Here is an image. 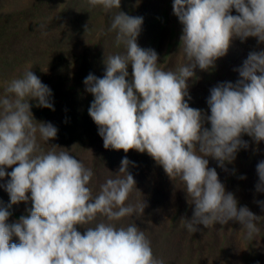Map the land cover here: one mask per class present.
<instances>
[{"label":"clouds","instance_id":"1","mask_svg":"<svg viewBox=\"0 0 264 264\" xmlns=\"http://www.w3.org/2000/svg\"><path fill=\"white\" fill-rule=\"evenodd\" d=\"M87 3L105 12L121 6V0ZM172 8L183 25L180 46L188 63L175 71L163 70L156 51L137 43L143 18L119 10L108 31L116 33L115 43L123 44L125 52L105 58L102 78L91 73L85 78L86 90L94 97L88 114L105 149L146 152L172 181L179 178L184 183L188 202L194 205L191 220L183 219L189 232L198 231L196 225L210 229L234 221L252 240L260 233L261 217L247 206L238 207L206 157L224 168L240 148L248 147L243 134L257 144L264 141V49L249 53L239 69L242 79L210 89V115L190 107L185 97L191 98L187 81L196 78L194 69L214 68L233 37L241 42L253 37L258 45L264 44V0H174ZM51 96V89L27 70L11 80L0 97V178L10 177V204L0 206V264H164L136 224L113 223L146 207L145 202L125 204L137 189L126 156L115 178L107 179L93 196L88 187L91 168L68 151L41 149L37 134L47 143L57 137L58 129L50 122H37L29 100L54 110ZM205 121L210 128L204 127ZM6 167L12 171L6 172ZM256 171V190L264 192V160ZM20 202L31 203L27 215L8 223L9 209ZM97 214L107 222L83 227ZM13 237L19 243L12 242Z\"/></svg>","mask_w":264,"mask_h":264},{"label":"rangeland","instance_id":"2","mask_svg":"<svg viewBox=\"0 0 264 264\" xmlns=\"http://www.w3.org/2000/svg\"><path fill=\"white\" fill-rule=\"evenodd\" d=\"M173 3L174 0H121L120 9L114 8L110 12H105L99 6L90 8L87 0H0V27L6 30L16 29L21 32L20 42L16 43V45L13 43L10 45L6 43L4 45V42L0 38V97L5 95V88L11 80L21 78L27 70L38 71L33 73L43 75L40 80L50 89L54 86L57 97L54 100L50 97L54 110L50 109V113H45V116L37 115L33 118L37 122H50L56 128L64 124L74 126L72 129L68 128V130L61 131L59 129L57 137L49 140L47 143L41 140L39 134H37L38 143L44 152H47L45 145L52 151V145L57 143V141H62L67 146V149L73 148V152L70 155L82 161L85 167L88 168L94 166L96 163L98 167H105L107 165L116 166L125 156L127 159H130L128 157L129 153H125L123 150L111 149L106 152L101 149L103 139L98 134V127L92 125L93 120L88 114L89 107L94 99L91 97L92 94L90 95L86 88H81L79 81L74 86L76 79L70 78L66 80L65 76L62 77L64 70L71 68L74 71L75 65H77L75 64L76 61L72 60L71 57L67 60L65 59L64 63L61 64V68H59V71H62V73H54L64 80V83L60 84L64 85L63 87L58 84L55 86V80L51 81V75L43 74L48 70L46 69V61L48 60H44L42 49L45 48V43L48 38L69 36L70 27L73 25L77 26L75 32L71 34L73 38L76 37L77 42L72 45H75L76 51H81L89 46L93 57H88V62L95 66L98 77L102 78L106 70V66L102 63L103 60L110 55L121 53L119 52L121 48L115 43L116 34L109 33L105 37H102L100 33L105 28L110 27L112 18L120 10L130 16L143 18L141 31L137 37L138 45L145 49H154L159 57V66L163 70L175 71L180 66L187 64L188 60L183 53L182 46H180L183 25L173 13ZM65 11L66 20L64 17H61L62 12ZM232 14H237L234 9ZM50 19L51 23L47 26ZM52 21H56L55 26L52 25ZM42 22L44 27L46 26L44 32L36 29L37 26H42L40 25ZM86 24L89 25V31L87 32H85ZM24 30H27L28 33H24ZM260 49H264V44L258 45L256 38L249 37L246 41L241 42L239 38L233 37L226 55L216 60L214 68L207 71L200 70L199 67L194 69L196 78H190L187 81L188 86L194 88L199 83H201V86L213 87L223 82L235 84L238 80L242 79L239 74V69L244 66V62L249 53ZM130 66L128 67V71L131 68ZM130 78L131 73L129 72ZM202 92L197 91L198 95H195L197 99L198 96L199 98H203ZM189 95L191 97V94ZM185 99L190 107L193 105V108L202 111L208 110L207 107H202L197 99L195 102L192 97L190 99L185 97ZM37 103L35 99L29 100L30 105L35 104V109L43 112L45 108L37 107ZM88 119H90L89 122ZM204 127L210 128L211 125L205 121ZM245 135L248 136L247 134L242 135L244 141H246ZM262 142L264 144V141ZM252 147L255 148L251 153L246 154L242 158L243 161L239 159L233 162L245 165L246 171L249 174L252 173L254 176V168L257 165L255 163V157L257 155L255 151L258 145L256 142L248 141V148ZM57 150H60V148H55L54 151ZM139 161L142 163L141 160ZM12 167H15V165ZM5 171L11 172L12 168L6 167ZM229 172L232 171L228 170V174H230ZM115 176L116 172L106 171L105 175L100 176V178H91L89 188L92 190V193L96 189L100 191V186L107 179L115 178ZM9 180V176L0 178V206L10 204V197L6 191V185ZM228 181L226 182L228 183ZM249 189L250 187L248 186L247 190ZM99 191L96 195L99 194ZM248 195L253 202L255 201L258 204V208L254 209V212L258 217H261V220L258 222V225H260L261 222L264 223V209L261 207V202H264V192H258L256 187H254L252 191L251 189L249 190ZM244 204L240 201L238 207L245 206ZM30 207V202H20L19 204L12 205L9 209L12 215L9 217L8 223L18 220L22 215H27V209ZM99 222V220L98 222L93 221L83 227H95ZM78 230L81 233L85 231L84 228L79 226ZM229 233L230 231L227 234ZM234 233L240 239V248L238 253H234L232 256H227L231 252L229 251L226 255L223 246H221L223 244V237L222 232L219 230V237L216 236L210 241V247H204L202 252L199 250L197 253L195 252L191 255L186 251L188 249L186 244H182L184 247L181 248V245L177 243L178 240L173 242L166 241L165 246L172 250L169 261L173 264H262L264 259L263 256H260L261 251L256 255L257 259L254 260H252V255L247 251L249 240L246 239L245 233L241 230V225ZM159 235L155 234L156 237ZM12 242L19 243L18 238L13 237ZM219 245L220 249L215 251L214 249L216 247L219 248ZM213 253H215V257L212 256ZM198 260L200 262H197Z\"/></svg>","mask_w":264,"mask_h":264},{"label":"trees","instance_id":"3","mask_svg":"<svg viewBox=\"0 0 264 264\" xmlns=\"http://www.w3.org/2000/svg\"><path fill=\"white\" fill-rule=\"evenodd\" d=\"M73 11V10H72ZM66 20V11L62 12V16ZM110 18V17H107ZM51 23V19L48 22L47 26ZM38 24V23H37ZM36 24V25H37ZM42 26H37L36 29L44 32L46 26L44 27L43 22L40 24ZM52 25H56V21H52ZM57 29V28H56ZM77 29V26L73 25L70 27V34L69 36H61V37H52L48 38L46 41L45 48L42 49L44 60L46 59V66L48 69L45 74L51 75L52 80H55L54 85L58 84L59 86L64 83V80L61 79L63 76H65L66 80L70 78L76 79L74 81V86L78 84V81L81 85V88H86L87 86L84 84L85 78L91 73L98 77V72L95 70V66L92 64H89L88 57H93V54L89 48V46L81 51L75 49V45L77 40L76 37L73 38L71 34L75 32ZM109 28H105L104 31L100 33L102 37H105L106 34L114 33V31H108ZM34 30V29H33ZM32 30V31H33ZM24 33H28L27 30H24ZM43 34V33H42ZM99 35V36H100ZM21 32L20 30L16 29H3L0 27V38L4 42V45L6 43L15 44L19 43L20 41ZM39 42V41H38ZM121 53L116 54H123L125 52V46L121 44L119 46ZM69 57H71L72 60L76 61L75 69L72 71L71 68H68L67 70H64V73L62 77H58L56 74H61L62 71H59V68H61V64L64 63L65 59L67 60ZM105 60V59H104ZM103 60V64H104ZM48 63V65H47ZM105 65V64H104ZM131 67V66H130ZM132 68H130L131 70ZM132 73V71H130ZM57 71H59L57 73ZM32 72H38V71H32ZM56 73V74H54ZM37 77L41 78L43 75L40 73L35 74ZM99 78V77H98ZM71 79V80H72ZM213 86H201V83L197 84L196 87H189L188 86V93L191 94L192 99L195 100L197 97L195 95L197 94V91H200V93H203V98H199L198 101L202 107H207V111H202L205 115H210L211 113L208 111L210 110L207 105V99L210 96V89H212ZM52 96L51 99L54 100L55 97H57V94L55 92V88H51ZM88 93V92H87ZM89 94V93H88ZM91 95V93H90ZM190 96V95H189ZM93 97V95L91 96ZM94 98V97H93ZM188 98V97H187ZM94 100V99H93ZM55 105V104H54ZM35 104L30 105V110L33 114V117L35 116H45V113H50V109H43V112H39L35 109ZM56 106V105H55ZM58 108V106H57ZM193 108V105H192ZM90 119H88V122ZM207 123V121H206ZM210 124V123H209ZM92 125L97 126L94 121L92 122ZM58 130H68L72 129L74 126L70 124H64L57 126ZM245 140L255 142L252 137L245 135ZM53 145H59V147H63L65 149L60 148L59 151H68L69 153L73 152V148H68L63 144L62 141H57V143ZM52 145V146H53ZM258 147H256L255 153L257 154L255 157V163H259L260 161L264 160V144L262 141H260L258 144ZM101 149L104 151H109L110 149H105L103 147V144L101 145ZM45 148L48 151L50 149L47 145H45ZM255 147L252 148H240L239 152L236 153V158L234 162L237 160H242V158L245 157L246 154L251 153V151ZM52 149V148H51ZM100 149V151H101ZM55 150V149H53ZM110 153V152H109ZM129 158L130 161L128 169V172L134 177L136 181V187L137 189H133L132 193L129 195L128 200L125 202V204H131L133 206L137 204H144L146 203V207L144 208V211H138L133 213L130 216H126L122 218L120 221H114L116 227H127L132 224H136L141 230L145 232L146 237L151 242V247L153 254L156 258L162 259L164 264H173L169 261L172 250L168 249L165 246L166 241H176L179 243L181 248L184 246L182 244H186L188 249L186 250L189 255L193 253H197L199 250L202 252L204 247L208 248L210 247V241L213 240L216 236L219 237L218 231L220 230L222 232V243L221 246H223V249L226 253L230 251L229 255L232 256L234 253H238V250L240 248V239L237 238L235 235V231L240 228V224L234 221H229L225 225H221L219 223L215 224L212 228H205L203 225H196L198 228V231L191 233L189 232L185 227V221L191 220L193 216V210L194 205H190L187 199V194L184 191L185 185L182 181L179 180V178L174 179L173 181L166 175L164 172L162 166H159L156 164L154 159L150 157L146 152L145 153H139L136 150H129ZM128 155V154H127ZM209 161L208 167L214 168L218 174V179L220 182L225 186L226 192H231L234 194L235 198L238 200V204L241 202L245 203L244 205L247 206L256 216L257 214L254 212V209L258 208L257 202H253L252 199L249 197V190L251 191L256 187V185L259 182L258 174L256 171V167L254 168V176L249 174L246 171L245 165H240L238 163H234L233 161L231 163L225 162V167L221 168L219 166L218 161L209 156L206 157ZM120 160V159H119ZM142 163H140V161ZM121 162V160H120ZM117 163L115 165H107L105 167H98V164L96 163L94 166L89 167L92 169L93 176L91 178H100V176H104L106 171H114L118 172L121 164ZM227 169V170H225ZM228 170L232 171L229 172ZM123 175V174H121ZM245 177L241 179L240 177ZM227 180L228 183L226 182ZM248 186L250 187L249 190H247ZM88 187H90V183L88 184ZM98 189H96L92 194L96 196L98 193ZM107 222L106 218L102 217L101 215L97 214V218L95 221L98 222ZM122 222V223H120ZM260 228V233L255 236L252 240H249L247 251L252 255V260L257 259L256 255L261 251L260 256H263L264 259V223H260V225H257ZM231 228V229H229ZM161 229V231H160ZM163 231V233H162ZM165 231V232H164ZM230 231L229 234H227ZM155 234H160L158 237L155 236ZM164 236V237H163ZM208 238V239H207ZM244 239V237L242 236ZM166 239V240H165ZM178 247V246H177ZM219 248H215V251H218ZM216 253V252H215ZM215 253H213V257H215ZM197 262H200L198 260ZM262 264H264V260L262 261Z\"/></svg>","mask_w":264,"mask_h":264}]
</instances>
